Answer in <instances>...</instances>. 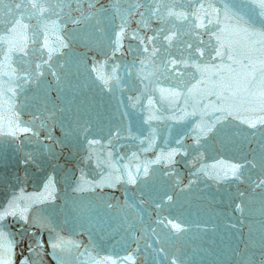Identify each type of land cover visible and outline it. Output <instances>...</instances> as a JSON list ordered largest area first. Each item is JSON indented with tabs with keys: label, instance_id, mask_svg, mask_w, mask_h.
I'll list each match as a JSON object with an SVG mask.
<instances>
[{
	"label": "water",
	"instance_id": "water-1",
	"mask_svg": "<svg viewBox=\"0 0 264 264\" xmlns=\"http://www.w3.org/2000/svg\"><path fill=\"white\" fill-rule=\"evenodd\" d=\"M18 2H0V264H264L258 0Z\"/></svg>",
	"mask_w": 264,
	"mask_h": 264
},
{
	"label": "snow or ice",
	"instance_id": "snow-or-ice-1",
	"mask_svg": "<svg viewBox=\"0 0 264 264\" xmlns=\"http://www.w3.org/2000/svg\"><path fill=\"white\" fill-rule=\"evenodd\" d=\"M0 2H2V0H0ZM253 2L256 3V0H253ZM25 3H27L28 5H30L31 8H33V9H36V8L38 7V4H37L36 0H19V2L16 3L14 6H15V8L19 9V8H21V6H22L23 4H25ZM257 7H258L259 9H261V11L258 13V15H259L260 17H264V0H258ZM39 10H40L41 13H43V11H45L46 9H44L43 7H40ZM226 11H227V9H226ZM170 15H177V16H180V15H183V14H182V13H170ZM23 18H24L23 16H20V17H18L15 21H13L12 26H11V28L9 29V32H10V33L15 31L16 26L19 25V24L21 23V20H22ZM24 27H27V26L24 25ZM261 28L264 29V21H261ZM121 31L123 32V29H122ZM242 31L245 32V33H249V29H248L247 27L243 28ZM250 34H251V35H258V36L264 38V30H262V31H260V32H252V33H250ZM137 38H138V39H141V38H139V37H137ZM168 39L171 40V37H168ZM119 43H120V41L117 40V44H119ZM11 50H12V49H10V51H11ZM20 51H23V49H20ZM25 54H27V53H25ZM259 122H260L261 124H264V119H261ZM245 123H249V124H250V127H252V128H255V127L257 126L256 123H255V122H252V121H245ZM23 131H28V129H23ZM11 134H12V135H15L14 132L11 133ZM234 167H235V166H234ZM233 174H234V173H233ZM131 182L134 183L135 181L132 180ZM7 214L15 215V212H12V213H4L3 215H7ZM3 215H0V219L3 218Z\"/></svg>",
	"mask_w": 264,
	"mask_h": 264
}]
</instances>
